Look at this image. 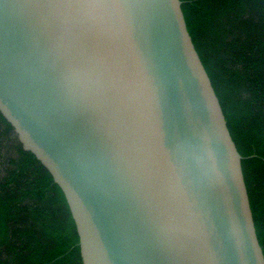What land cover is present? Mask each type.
Here are the masks:
<instances>
[{
    "label": "water",
    "instance_id": "water-1",
    "mask_svg": "<svg viewBox=\"0 0 264 264\" xmlns=\"http://www.w3.org/2000/svg\"><path fill=\"white\" fill-rule=\"evenodd\" d=\"M182 0H0V112L61 187L83 264H264Z\"/></svg>",
    "mask_w": 264,
    "mask_h": 264
},
{
    "label": "trees",
    "instance_id": "trees-1",
    "mask_svg": "<svg viewBox=\"0 0 264 264\" xmlns=\"http://www.w3.org/2000/svg\"><path fill=\"white\" fill-rule=\"evenodd\" d=\"M242 166L264 252V0H182ZM0 112V264H83L63 190Z\"/></svg>",
    "mask_w": 264,
    "mask_h": 264
},
{
    "label": "rangeland",
    "instance_id": "rangeland-1",
    "mask_svg": "<svg viewBox=\"0 0 264 264\" xmlns=\"http://www.w3.org/2000/svg\"><path fill=\"white\" fill-rule=\"evenodd\" d=\"M17 137V135H15ZM1 170H2V167L0 166Z\"/></svg>",
    "mask_w": 264,
    "mask_h": 264
}]
</instances>
